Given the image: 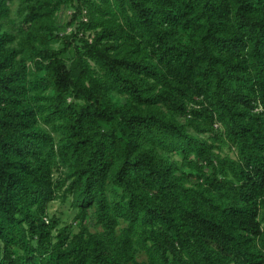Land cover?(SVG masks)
Segmentation results:
<instances>
[{
	"label": "trees",
	"instance_id": "1",
	"mask_svg": "<svg viewBox=\"0 0 264 264\" xmlns=\"http://www.w3.org/2000/svg\"><path fill=\"white\" fill-rule=\"evenodd\" d=\"M16 1L0 264H264V0H20L14 34ZM64 5L75 29L55 35Z\"/></svg>",
	"mask_w": 264,
	"mask_h": 264
},
{
	"label": "rangeland",
	"instance_id": "2",
	"mask_svg": "<svg viewBox=\"0 0 264 264\" xmlns=\"http://www.w3.org/2000/svg\"><path fill=\"white\" fill-rule=\"evenodd\" d=\"M25 10L24 5L22 4V2L20 0H17L14 4L11 5V13L9 15V18L7 19V24H6V29L7 31H10L11 33L14 32L18 33L20 25H21V21L23 18V13ZM76 10L73 6L71 5H64L62 7V9L58 12L57 14V24L60 28V30H58L57 32L55 31L54 34L56 35V33L58 35H64V34H69L71 33L74 29H75V21L72 22V24H70L73 15L75 14ZM86 11H84L83 13V20L87 21V16H86ZM55 21H56V16H55ZM89 36V34L87 35ZM21 39H18L17 42H19ZM16 45V44H14ZM52 47L54 49H58L61 47V43L58 42L53 43ZM30 66H32V62L28 63ZM125 97H120L118 95L117 99L119 100H124ZM43 127H45L46 129H48L50 132H52L54 135H56V133L53 132L52 128L49 126H45L44 124H42ZM222 155H230L235 157L236 154L235 152H233L232 150H230L228 147L224 148V150L221 152ZM175 160L179 161L180 158L178 156L175 157ZM65 177V172L62 169L61 171L57 172L54 176L55 181L56 180H60L63 179ZM60 193H58L59 198H57L56 200H54L53 202H51V204L49 205V216H57L61 218V225L60 227L66 226V225H70L72 223H74V217L77 213V211L73 208L72 206V198H68L66 201H62V199L60 198ZM264 214V212H263ZM92 231H96V230H100V227L95 228L94 226H90ZM74 231L77 232L78 231V227L75 226L74 227ZM146 259V256L144 254H140L139 255V261H143Z\"/></svg>",
	"mask_w": 264,
	"mask_h": 264
}]
</instances>
